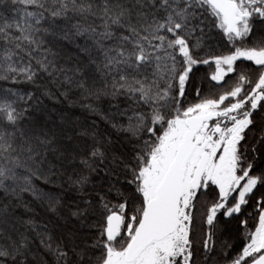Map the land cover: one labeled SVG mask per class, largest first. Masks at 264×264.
I'll use <instances>...</instances> for the list:
<instances>
[{
  "label": "snow or ice",
  "instance_id": "obj_1",
  "mask_svg": "<svg viewBox=\"0 0 264 264\" xmlns=\"http://www.w3.org/2000/svg\"><path fill=\"white\" fill-rule=\"evenodd\" d=\"M0 264H264V0H0Z\"/></svg>",
  "mask_w": 264,
  "mask_h": 264
}]
</instances>
